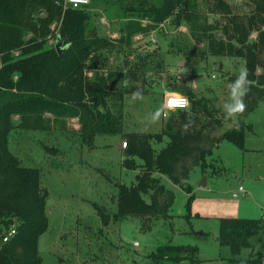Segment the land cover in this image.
I'll return each mask as SVG.
<instances>
[{
    "label": "trees",
    "instance_id": "obj_1",
    "mask_svg": "<svg viewBox=\"0 0 264 264\" xmlns=\"http://www.w3.org/2000/svg\"><path fill=\"white\" fill-rule=\"evenodd\" d=\"M59 1L0 0V264H40L38 241L48 228L47 192L41 186L40 170L22 165L9 148L14 115L19 116L18 125L22 127L33 121V128L43 129L38 123L43 113L59 116L75 111L81 141L90 147L97 135H119L126 142L121 165L140 171L130 185L117 184L113 213L98 204H94L95 209L104 224L134 216L148 229L155 220L172 217L169 210L174 192L162 182L161 175L190 194L192 188L185 181L191 169L200 166L206 173L207 167H212L207 158L222 140L245 149V129L250 127L240 121L218 134L225 112L204 96H192L188 87L184 94L190 96L189 107L172 114L160 131H125L121 113L111 111L108 105L116 95L118 99L142 92L135 82L146 73L147 57L138 55L128 67L108 66V53L116 43L86 31L89 11L63 8ZM195 1L162 0L159 7L146 8L141 15L148 21L150 17L158 20L173 14L189 25L193 35L201 32L210 53L242 57L247 87L242 113L254 109L264 96V0H246L250 8L246 13L234 12L226 0H208L209 11L226 18L221 28L224 38L220 39L199 24ZM123 8L131 14L140 12L134 5ZM136 22L126 33L128 37L124 35L117 42H125L146 27L137 30ZM53 23L58 29L56 39L66 45L60 52L47 45L46 35ZM36 26L39 28L35 30ZM29 31L32 34L28 36ZM253 31L256 37L250 40ZM86 70L93 72L91 78L85 76ZM182 87L177 90L181 92ZM164 137L166 145L155 149L152 142H161ZM191 198L192 194L187 210ZM190 216V212L184 215L188 222ZM218 221L219 243L231 252L228 264H260L251 238L264 231V218L219 217ZM13 224L15 234L3 242L2 234ZM248 248L251 252L242 257V250ZM150 255L155 264L200 262L198 247L192 244H160Z\"/></svg>",
    "mask_w": 264,
    "mask_h": 264
},
{
    "label": "rangeland",
    "instance_id": "obj_2",
    "mask_svg": "<svg viewBox=\"0 0 264 264\" xmlns=\"http://www.w3.org/2000/svg\"><path fill=\"white\" fill-rule=\"evenodd\" d=\"M226 1L234 12L250 10L246 0ZM161 3L162 0H91L81 8L90 13L86 31H94L116 43L108 53V66L128 67L138 55L147 57L146 73L135 82L142 92L118 99L116 95L108 108L121 113L125 131L158 132L178 112L164 109L165 95L180 93L177 90L180 86H188L192 96H204L225 112L218 134L240 121L250 124L245 129V149L222 140L208 157L212 167L206 173L200 166L191 169L185 181L192 188L188 210L190 194L161 175L162 182L174 192L170 219H157L150 229L134 216L104 224L94 204L113 213L117 184L130 185L140 171L121 165L123 139L104 134L95 137L92 147L82 143L75 111L59 116L43 113L38 122L43 129L33 128V121L22 127L18 125L19 116L14 115L9 148L22 165L40 170L41 186L47 192L48 228L38 241L40 264H155L150 254L160 244L200 243L210 250L215 244L213 237L218 232L219 217L264 218V96L257 100L254 109L229 114L226 105L234 102L232 86L245 72L244 59L235 54L210 53L201 32L193 35L189 25L173 14L143 20L141 14L146 8L159 7ZM125 5H134L140 12L131 14L124 10ZM194 5L199 24L210 28L208 34L224 38L221 28L226 18L210 12L208 0H196ZM135 21L137 30L139 26L146 27L125 42H117L124 35L128 37L126 33L134 28ZM57 32L53 23L46 35L48 46L56 48ZM31 34L32 31L27 32L28 36ZM255 37L253 31L249 38ZM231 42L239 46L236 40ZM65 46L61 42L58 49L64 50ZM188 98L190 101L189 95ZM157 112L158 117L153 119ZM167 141L164 137L152 145L159 150ZM204 176L206 185L201 186ZM187 212L191 214L189 222L184 217ZM192 228L208 234L192 233ZM251 242L255 251L261 252L258 257H262L264 232L252 237ZM248 252L249 248L242 250L241 256L247 257Z\"/></svg>",
    "mask_w": 264,
    "mask_h": 264
},
{
    "label": "built area",
    "instance_id": "obj_3",
    "mask_svg": "<svg viewBox=\"0 0 264 264\" xmlns=\"http://www.w3.org/2000/svg\"><path fill=\"white\" fill-rule=\"evenodd\" d=\"M91 0H61L59 1V3L63 6V8H66L68 6H71L73 8H80L83 7L85 5H88L90 3ZM15 54H18V52H15ZM93 72L90 70H86L85 71V76L89 77L92 76ZM183 101L187 102V106L186 107H179L178 105L181 104ZM189 98L186 94L184 93H168L165 95L164 100H163V106L164 109L166 110H182V109H187L189 107ZM123 147L126 146V142L123 141ZM243 191V190H242ZM16 232V227L15 224H13L12 226H10V228L7 229V231H5L2 234V241L5 242L7 241L11 236H13ZM135 245L138 244V242H134Z\"/></svg>",
    "mask_w": 264,
    "mask_h": 264
},
{
    "label": "crops",
    "instance_id": "obj_4",
    "mask_svg": "<svg viewBox=\"0 0 264 264\" xmlns=\"http://www.w3.org/2000/svg\"><path fill=\"white\" fill-rule=\"evenodd\" d=\"M207 161H208V158H207ZM208 168L209 167H207V170H208ZM191 230L190 231L192 233H195L197 231H201V232H197V233H200L202 235H207L208 234V231L201 230V229L192 228ZM213 238H214V241H215L214 243L215 244L213 245L212 248H210V250H208L206 247L202 248L200 243H195L194 244V245H196L198 247V258L200 259V262L192 263V262H189V261H183V262L178 263V264H228L227 258L230 257V254H231L230 248L228 246H226V245H223V246L221 245V248H220V244L218 242L219 241L218 240V232L214 235ZM225 247H228V248H225ZM253 251L261 253L260 251H255L254 247H253ZM250 252H251V249H249V252L247 254H249ZM260 258H261L260 259V264H264V255H262V257H260Z\"/></svg>",
    "mask_w": 264,
    "mask_h": 264
},
{
    "label": "clouds",
    "instance_id": "obj_5",
    "mask_svg": "<svg viewBox=\"0 0 264 264\" xmlns=\"http://www.w3.org/2000/svg\"><path fill=\"white\" fill-rule=\"evenodd\" d=\"M246 72H242L239 78L234 82L232 86V98H233V103L226 105L227 111L229 114H233L236 112H242L244 110L245 104L243 102V96L245 92L247 91L246 87ZM179 107H186L187 102L183 101L181 104L178 105ZM159 115V112H157L153 119L157 118Z\"/></svg>",
    "mask_w": 264,
    "mask_h": 264
},
{
    "label": "water",
    "instance_id": "obj_6",
    "mask_svg": "<svg viewBox=\"0 0 264 264\" xmlns=\"http://www.w3.org/2000/svg\"><path fill=\"white\" fill-rule=\"evenodd\" d=\"M57 41H58V44H57L56 48H57L58 52H60L61 50L58 49V46L60 45L61 42L58 40V38H57ZM187 91H188V86H183L181 88V92L186 93ZM204 185H206V177L205 176L203 177V179L201 181V186H204Z\"/></svg>",
    "mask_w": 264,
    "mask_h": 264
}]
</instances>
